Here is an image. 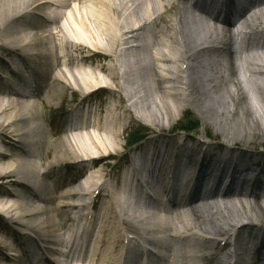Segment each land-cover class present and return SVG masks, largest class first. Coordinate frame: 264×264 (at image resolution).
<instances>
[{
	"label": "bare ground",
	"instance_id": "6f19581e",
	"mask_svg": "<svg viewBox=\"0 0 264 264\" xmlns=\"http://www.w3.org/2000/svg\"><path fill=\"white\" fill-rule=\"evenodd\" d=\"M180 1L0 0V53L14 56L20 72L13 73L2 58L0 70L14 75L12 84L17 81L28 88L20 96L0 72V143L8 151V160L0 162V219L6 228L10 224L21 231L11 235L0 225V264H29L31 256L39 260L37 264H56L50 251L56 249L58 232L74 218L78 231L75 236L72 228L74 240L69 244L75 257L67 264H119L122 257L124 264H154L137 243L128 250L133 240L129 234L166 251L167 258L158 264H226L235 247L253 249V242L263 237L261 230L251 227L245 240L229 234L236 224L259 222L264 214L257 204L264 193L262 153L222 150L155 131L169 115H174V122L187 109L201 115L194 98L201 110L206 109L205 118L222 127L226 136L234 131L228 125L235 124L243 131L236 129L233 140L241 139L242 132L247 135L248 127L264 138V130L258 129L264 123L260 89L253 91L251 125L243 118L238 123L244 95L241 85L229 80L234 65L230 59L240 55L239 49L230 48L232 30L211 31L204 24H218L220 18L229 26L230 13L236 7L246 10L244 3L252 0H229L220 8L213 0H192L204 10L190 11L189 17L188 0ZM256 5V12L238 15L240 28L252 31L264 25V1ZM19 12L23 14L13 20ZM21 17L30 20L18 22ZM241 43L246 73L254 84L264 85V43L256 48L245 40ZM52 49L58 56L54 62ZM201 55L206 57L202 61L211 63L200 66ZM178 101L186 104L184 111ZM89 128L95 133L91 135ZM59 131L62 137L52 139ZM130 134L139 141L134 147H128ZM32 143L34 153L25 150ZM114 161L121 164L117 169ZM135 164L147 172L143 182ZM62 172L69 173L62 175L63 180L57 177ZM51 177L55 179L50 181ZM127 178L139 189L128 190ZM152 182L159 192L156 203L144 190ZM7 185L20 190L10 197L4 194ZM118 186L128 198L142 193L145 202L122 204ZM218 191L225 198L239 192L233 199H221ZM5 196L12 200L5 201ZM89 196L91 202H82ZM199 208L203 210L197 216ZM246 226L239 228V236ZM216 237L225 241L217 242ZM227 247L232 250L224 253ZM20 249L25 250L26 261H11L8 253ZM239 262L248 264L246 258Z\"/></svg>",
	"mask_w": 264,
	"mask_h": 264
},
{
	"label": "rangeland",
	"instance_id": "374dc122",
	"mask_svg": "<svg viewBox=\"0 0 264 264\" xmlns=\"http://www.w3.org/2000/svg\"><path fill=\"white\" fill-rule=\"evenodd\" d=\"M86 6L88 8H90V3H88ZM185 10H186V14H185L186 17L187 16L189 17V12L191 10H190V6L187 3L185 5ZM67 13H68V11H67ZM10 19H11V17H10ZM149 20H150V18H149ZM258 20H259L258 22L261 21V16H258ZM60 22H61V24L65 23L63 19ZM204 24H205V26H206V28L208 30L213 31L212 30L213 28L211 26H209L206 21H204ZM234 37H235V34H232V41H230V43H229L230 44V48L233 51L235 50V49L232 48L233 47V43H234ZM253 46H254L253 48H256L257 45H253ZM208 55L210 57L213 56L210 53ZM201 56L202 57L198 60L200 66L204 67L205 65H209L211 63L210 62L211 60H209V61L206 60V62L202 61V58L204 59L205 56H203V55H201ZM238 57L239 56L235 54V56L231 57V59H230V60L233 61L234 65L232 64V66H230V79L229 80L232 83L241 85V88H243L241 90V92L244 95V100H243L244 104L242 106H239L240 110L238 109V112H237L238 121H239L238 123L243 122L242 121V118H243V120L245 121L246 124L251 125L252 117L254 115V112H253V107L255 105L254 102L256 101V100L254 101V98H255L254 95L255 94L253 93V91H256V89H260V96L262 95L264 97V85H259L257 83L254 84V82H252V80L250 78H248V77H245L244 80L241 78V74L239 73V68L237 66ZM1 58L4 59L6 62L12 60L11 57H7V58L1 57ZM0 72H1V74L5 73V75H7V73H8L5 70L4 71L0 70ZM164 74L165 73L162 72V75H164ZM203 74L205 75V73H203ZM200 76L203 77L202 74H200ZM248 81H249V83H248ZM161 86L165 87L166 85H164L162 83ZM113 88H115V85L113 86ZM248 88H251V89H248ZM168 91L171 92V93H177V91H174L172 89H168ZM249 91H251L253 93L252 96L249 94ZM201 94L202 93H200L199 95H201ZM97 100H98L97 98H92V101H94L95 103L97 102ZM168 100H169V97H168ZM193 100L195 101L194 104L196 103V105H194V108L196 110H198L199 113H201V115H198L197 113H194L191 110L187 109L186 112H183L182 115H178L177 116V121H175V122L173 121V116L174 115L173 114L169 115L168 116L169 121L165 122L163 125H160L158 129H155V131H159L160 133L168 134L170 136L171 135H182V136L190 137V138L194 139L197 142H201V143L204 142L205 144H210L212 146L222 148V150L224 148V149L240 151V152H244V153H262L264 155V138L263 139H259L256 135H254L255 131H257L256 128H254V129H252L250 127L247 128V135H248V133L253 134L251 136L252 139H250L249 136L245 135V133L242 132V133H240L241 136H242L241 139L243 138L242 140L239 139V138H238L239 140H233L232 136L233 135H237L236 134V129L238 131H239V129L241 131H243V128L242 127H236L235 124H232L231 126L228 125V128L232 129L234 131H228V136H226V133L221 131L222 127L220 128V127L216 126L215 124L210 122L207 118H205L206 113H207V112H205L206 109L202 108V110H201V108L199 106H197V100H195L194 98H193ZM178 102H179L180 109L184 111V109L187 108L186 104H184L182 101H178ZM201 103H202V101H200V105H201ZM245 105L246 106L248 105L246 107V108H248L247 111L243 110V107L245 109ZM250 114H251V116H250ZM208 116H210V115H208ZM234 118H235V116H234ZM168 119H165V120H168ZM189 127L190 128H197V129H195L193 131H186V134H176V132L179 131V130H177L178 128H182L184 130V129L189 128ZM263 128H264V123L262 125H260V127L258 129L264 130ZM88 131L90 132L91 135L95 133V131L93 129H91V128H89ZM62 134H63L62 131H59L57 133V135H56V133H54V136H53L52 139H55V137H56V139H60L62 137ZM225 137H227V138H225ZM5 151H7L6 145H5ZM3 160L1 159L0 162L4 163L8 159H3ZM69 162H73V161H66V163H69ZM117 162L118 161L112 162V164L114 166L113 168H115V169H117L121 165L120 164V165L117 166ZM37 170H38V172H42V170L39 169V167L37 168ZM71 174H73V172ZM62 175L68 176L69 173L62 172L57 177L60 178L61 180H63L64 178L62 177ZM109 182H112V180H110ZM5 188H6V190L4 189V194L5 195L7 194V192H8V194H12V195H15V194H17L19 192V188L18 187L7 185V186H5ZM119 190H121V187L119 188V186H118V190L117 191L119 192ZM242 192L243 193H247L248 191L244 190ZM236 193H238V191L237 192L233 191L232 195H230V196H228L226 198H225L224 195H219V191H218L217 195H219L221 197V199H233V198H235L233 196H235ZM200 197L202 198V196H200ZM6 198L7 197L5 196L4 197L5 201L8 200ZM263 198H264V193H261L260 198L257 201V204H260V206H262V208H261L262 211H264V203L262 202ZM217 200H219V199H217ZM247 200L248 201H252L251 198H247ZM196 202H198V201H196ZM196 202L194 204H196ZM101 204H102V202H99L100 206H101ZM198 210H197L198 213H196L197 216L201 215V211L203 210V208H199ZM66 218H67V215H66V217L65 216L62 217V220H65ZM249 223L250 224H257V223L258 224L259 223L262 224V223H264V214L262 216H260L259 222H257V221H249ZM0 225L4 226L3 223H2V218L0 219ZM4 228H5V231L8 232L11 235H12V232L13 233H20L19 230L15 231L14 227H12V225H10V224L7 225V228L5 226H4ZM232 233H235L233 231V228L230 230V234H232ZM242 233H245V232H243V230H242ZM166 235H167L166 233H163V236H166ZM244 237L245 236L241 234L238 237V239H241V238H244ZM216 238L219 240L218 242H222V240L225 239V238H220V237H216ZM176 248H178V247H176ZM229 250H230V247L222 249V251L224 253L229 252ZM240 251H241V253H243L244 258L245 257L248 258L249 254H248L247 250L240 249ZM9 257L12 259L11 256H9Z\"/></svg>",
	"mask_w": 264,
	"mask_h": 264
}]
</instances>
